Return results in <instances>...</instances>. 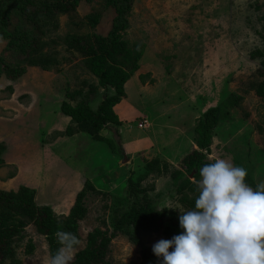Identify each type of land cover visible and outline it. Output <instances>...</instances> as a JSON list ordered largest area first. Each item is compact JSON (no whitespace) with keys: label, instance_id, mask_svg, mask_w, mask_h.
Wrapping results in <instances>:
<instances>
[{"label":"rangeland","instance_id":"374dc122","mask_svg":"<svg viewBox=\"0 0 264 264\" xmlns=\"http://www.w3.org/2000/svg\"><path fill=\"white\" fill-rule=\"evenodd\" d=\"M101 1L82 0L73 16H59L57 38L92 31L107 34L117 15ZM94 13L100 14L95 29L80 24ZM125 22L120 38L142 55L124 86L125 96L114 107L122 126L121 149L107 131L100 133L101 141L65 134L77 124L60 106L80 100H69L67 92L85 93L97 79L81 55L67 51L60 41L54 46L58 66L45 70L25 64L26 73L17 81L0 79V190L27 187L34 191L37 205L49 206L62 218L86 181L93 188L84 198L86 215L78 223L80 243L71 262L94 229L112 232L114 195L122 194L129 170L156 156L168 170L150 175L141 187L157 201L158 210L166 208L176 217L179 211L170 207L187 210L177 201L171 179L175 171L184 170L182 159L198 150L194 129L210 108L221 106L223 116L206 160L225 159L247 169L256 185L264 184V98L254 90L263 81L258 70L262 59L253 55L264 50V0H132ZM7 46L0 36V58L14 64ZM99 102L97 97L89 105L95 110ZM189 178L193 181L192 175ZM161 239L166 238L141 235L138 245L116 236L108 260L160 264L152 247ZM13 241V258L20 264H49L47 241L33 225L24 228L22 240Z\"/></svg>","mask_w":264,"mask_h":264},{"label":"trees","instance_id":"16d2710c","mask_svg":"<svg viewBox=\"0 0 264 264\" xmlns=\"http://www.w3.org/2000/svg\"><path fill=\"white\" fill-rule=\"evenodd\" d=\"M81 1L0 0V36L8 41L6 49L15 61L11 64L0 58V79L6 77L11 82L17 81L26 73L25 64L45 70L52 65L58 66L60 62L56 58L54 46L60 41L67 51L81 55L86 69L97 79V85L90 86L85 93L81 90L71 94L67 92L66 97L69 100L74 101L76 97L80 100L74 105L65 101L60 106L61 113L77 124H71L65 134H85L93 141L104 138L100 135L102 131L109 132L108 135L112 138L120 137L118 126H121V122L114 107L125 96L124 86L137 71L142 55V50L129 47L128 42L119 36L126 27L125 17L130 12L132 0L101 1L104 2V7L111 5L117 15L107 34L92 31L85 35L73 34L62 39L57 38L54 32L58 29L59 16H73ZM99 19L100 14L94 13L86 16L84 21L80 20V24L93 29L98 26ZM253 55L254 58L262 59L258 70L263 81L258 82L254 90L260 98H264V50ZM97 97L100 102L93 110L89 102ZM222 116L221 106L210 108L202 114L194 129L198 150L190 152L182 159L183 171H175L172 175L177 201L187 210L194 208L198 195L196 183L200 179L199 168L209 163L206 155L211 146L213 132ZM3 151L4 146L0 144V166L3 163ZM167 170L168 165L159 156L145 161L136 170H129L122 194L114 195L116 202L110 221L112 232L109 234L98 228L90 232L85 249L75 256L71 264H111L107 252L116 236H125L129 241L140 245L141 235L155 233L171 239L179 234L181 229L178 217L166 208L158 210L157 201L141 187L142 182L150 175H161ZM190 175L193 181L190 180ZM246 183L254 189L257 186L249 173ZM84 186L77 194L69 214L62 218H57L49 206L37 205L34 191L27 187H21L17 191L0 190V264H20L13 258L11 245L14 239L18 242L23 239V230L28 225H33L37 234L46 239L50 258L61 247L58 232L72 233L79 239L78 223L86 215L84 198L87 190H93L87 181Z\"/></svg>","mask_w":264,"mask_h":264},{"label":"clouds","instance_id":"9594fccd","mask_svg":"<svg viewBox=\"0 0 264 264\" xmlns=\"http://www.w3.org/2000/svg\"><path fill=\"white\" fill-rule=\"evenodd\" d=\"M114 140L121 149L120 137ZM247 175L222 158L199 168L194 208H169L179 211L180 233L152 247L160 264H264V184L254 189ZM57 237L61 247L49 264H71L79 239L65 232Z\"/></svg>","mask_w":264,"mask_h":264},{"label":"built area","instance_id":"2783aa9c","mask_svg":"<svg viewBox=\"0 0 264 264\" xmlns=\"http://www.w3.org/2000/svg\"><path fill=\"white\" fill-rule=\"evenodd\" d=\"M141 126H142V124H139V125H138V127H141Z\"/></svg>","mask_w":264,"mask_h":264},{"label":"water","instance_id":"95a60500","mask_svg":"<svg viewBox=\"0 0 264 264\" xmlns=\"http://www.w3.org/2000/svg\"><path fill=\"white\" fill-rule=\"evenodd\" d=\"M126 160V158L124 157V161Z\"/></svg>","mask_w":264,"mask_h":264}]
</instances>
